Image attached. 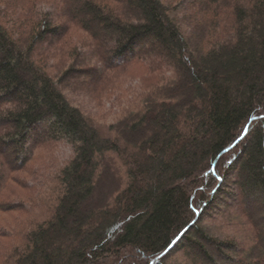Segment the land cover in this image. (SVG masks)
I'll use <instances>...</instances> for the list:
<instances>
[{"label": "trees", "instance_id": "16d2710c", "mask_svg": "<svg viewBox=\"0 0 264 264\" xmlns=\"http://www.w3.org/2000/svg\"><path fill=\"white\" fill-rule=\"evenodd\" d=\"M55 6L0 3V192L13 165L29 172L35 149H70L34 184L20 209L31 219L0 264H264V201L250 195L264 194V0ZM72 28L89 52L61 58ZM95 68L91 85L68 82ZM131 69L144 87L125 99L116 75ZM84 85L106 95L113 121L76 102L97 100ZM229 209L243 221L242 249L198 225Z\"/></svg>", "mask_w": 264, "mask_h": 264}, {"label": "rangeland", "instance_id": "374dc122", "mask_svg": "<svg viewBox=\"0 0 264 264\" xmlns=\"http://www.w3.org/2000/svg\"><path fill=\"white\" fill-rule=\"evenodd\" d=\"M58 1L59 0H42V7H44L45 9H51L52 7L53 9L54 7H56L55 5L58 3ZM118 1H121V0H118ZM2 2H4V0H0V3ZM109 4L111 5V3ZM51 13L55 14L54 12H51ZM53 18L56 24L60 20L59 16L57 15H54ZM62 23L63 22L60 21V24ZM93 28L98 30L99 28H101V25L96 23L94 24ZM47 41H51V42L55 41L54 44L56 43V39H53V38H48ZM87 43H88V39L86 35L82 31H79L76 28H72L71 32L69 33V36H67L61 44L63 45V49L58 46H57V49L59 48L58 51H60V56L62 58L63 55H65L67 52H69L73 48H75V50L89 52L87 48L80 49L81 45H86ZM151 46L148 45L146 46V48H149V47L155 48L154 45H151ZM66 48H67V51L65 50ZM64 62L69 63V60L66 59ZM59 68L60 66L57 69ZM130 71H128L127 74L121 73L120 75L119 74L116 75V77H119L118 78V81H119L118 88L120 86H123L121 92L123 93L125 99L133 95L134 91L137 92L138 87L140 88L144 87L142 83V78L138 75V70L131 69ZM99 72L100 70L97 68L93 70H89V71L83 70L79 72L78 74L74 75L72 77L73 79L71 80L69 79L68 82L70 81V83H73L74 81H79V82L82 81L84 82L83 84L91 85L92 83H94L93 82L94 78L95 77L97 78L100 76ZM130 77L131 78L133 77V81H134L130 84L133 90L128 92L127 91L128 86L125 85V81L130 79ZM80 89L88 90V86L84 85ZM100 92L101 91L99 88L96 91H92V92L90 91V94L92 95V97L97 99L95 103L88 104L87 99L83 101L77 100L76 102H83V105L85 107L91 106L92 108L91 115H93L99 120H102L101 125L105 126L107 123L113 121L115 117L112 116L114 114V111L112 110V108L109 109L108 107L110 102H108V98L105 97L106 95L103 96L104 95L103 94L98 98L97 95H99ZM113 106H116V105H113ZM42 132H43L42 136L47 135V132L45 131V129H43ZM31 146H32V143H29L27 144L26 148H31ZM69 151H70L69 147L63 146V145L54 144V145L44 146L40 149H35V151H33L34 152L33 159L29 162V166H27V168L29 167L28 169L29 172L27 171L23 172L22 170H18V167L13 165L12 168L16 171L12 175V178L14 180L11 182L7 181L2 191L0 192V205L7 207V209L10 208V210L12 211L10 212V210L8 209V212H6L7 210L3 209L0 212V261L2 260L3 254L6 252V250H8L9 247L15 244L16 233H18L21 229H23L24 225L27 224V222L31 219L30 215L22 214L20 209L30 204V196L33 193L32 189L36 188L34 184L38 185V183L42 181V178L45 177V175L47 176L48 174L55 173L58 166L62 163V161L66 159V156H68ZM2 153L6 157V160L8 161V163L12 160V158L16 156L12 148H8L2 151ZM0 175H2V172L0 173ZM188 192L190 194L192 193V191L190 190H188ZM250 195H251V198L259 199V202H256L255 205L258 208H262V205H263L262 202L264 201V194L259 192L258 195H256L253 192H251ZM218 204L220 203H217V205ZM236 213L237 212L235 209H232V210L229 209L227 212L224 213L223 217L215 218L212 221H210L211 219L207 217V218L202 219L203 221L200 220L201 222H199L198 225L207 229L208 231L206 232H209V235H212L213 237H219L220 239L229 238L227 239L229 241L231 238H233L235 242L237 243V245L241 243V249H242L244 248L243 242L246 237H245V232L240 226L242 219H237ZM260 215L263 216V214L261 213ZM228 216H230V218L226 219ZM263 222L264 220H262V223ZM262 223H260L259 226L262 225ZM205 245H206L204 247L205 251L212 256V259H215L216 258L215 247L208 245V244H205ZM190 253H192L191 255H194L195 253L197 254L199 252H190ZM111 263L112 262H110L109 264Z\"/></svg>", "mask_w": 264, "mask_h": 264}]
</instances>
